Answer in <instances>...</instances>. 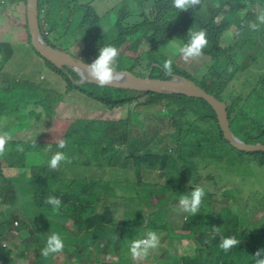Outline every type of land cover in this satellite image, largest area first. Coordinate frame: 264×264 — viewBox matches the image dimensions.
<instances>
[{"label":"trees","instance_id":"1","mask_svg":"<svg viewBox=\"0 0 264 264\" xmlns=\"http://www.w3.org/2000/svg\"><path fill=\"white\" fill-rule=\"evenodd\" d=\"M129 3L139 11L129 9L128 5L119 7L114 14L113 28L102 30L106 15L99 16L92 3L85 0H39L41 31L54 47L62 45V49H66L65 44L82 42L80 54L85 61H94L100 47L114 45L119 49L118 57L124 60V64L116 60V69H129L140 76L150 73L152 77H165L162 64L169 57L159 51L174 40L187 42L190 29L204 30L210 46H206L203 53L213 59L208 73L198 80L174 61L173 72L194 80L226 101L230 125L237 136L248 143H264V78L259 77L254 82L251 78H244L247 64H239L237 60V53H241L246 45L254 49V41H259L255 35L260 32L258 17L264 12V0H201L195 9L187 11L174 8L172 0ZM26 5V0H8L3 9L9 6L16 11L17 6H24L28 43L32 45ZM253 6L257 9L254 10ZM131 15L136 19L127 24ZM253 24L255 28L251 26ZM231 28H235L234 34L223 46L222 36ZM45 29L49 35L45 34ZM142 40L150 45L148 64L146 71L137 72L133 69L139 60L121 49L131 41L132 51H135ZM0 47L5 52L4 66L13 54L11 42L0 41ZM43 59L64 77L67 92L86 93L109 110L127 106L128 116H74L68 119L66 129L56 140H39L33 137V133L27 137L30 132L12 137L3 153L7 166L0 156V181L3 183L0 204L5 207L0 211V243L18 239L21 258L34 256L33 264H60L54 254L46 259L41 256L47 235L56 232L64 241L61 253L65 254L67 264H72L73 258L87 251L97 264H113L112 261H100V254L116 260V264H144L142 262L146 260L149 264H185L172 253L178 251L177 246L172 245V238L187 236L191 255L195 251L192 258L197 260L194 264H241V261L255 264L253 255L264 249V227L256 232H242L239 216L230 217L226 205L219 204L222 199L212 206L211 199L217 192L223 194L225 187L205 190L202 202L206 208L218 207L221 217L216 212L201 210L179 223L169 218L165 221L161 214L166 216L173 212L179 196L190 195L195 186L204 188L205 183L217 184V178L207 169L212 162L224 161L226 152L232 151L238 161L250 159L263 165L264 151L246 152L233 147L224 136L215 110L204 98L182 93L100 87L93 83L77 85L63 70ZM127 59L131 60V67L126 65ZM69 70L75 80L80 79L76 71ZM4 85L11 88L9 83L0 84V87ZM64 99L62 92L52 98L50 91H45L41 103L48 119L46 123L54 125L60 120L55 105ZM135 114L145 115L146 120L137 125ZM61 139L67 142L64 149L58 148ZM57 151H63L68 162H62L54 170L48 162ZM27 156L36 162L29 167L20 166L21 160ZM116 156L123 157V162L132 163L131 178H117ZM8 168L20 173L11 178L6 172ZM69 169L73 172L68 177ZM84 169L87 171L83 172ZM108 172L110 176L104 177ZM49 196L62 200L59 210L54 211L45 203ZM124 202L126 206L118 209L117 205ZM17 207L20 212L16 211ZM211 217L218 219L219 226L215 227L219 228L218 231L209 226ZM174 228L180 229L183 235L178 236ZM145 230L167 237L169 248L162 246L154 257L151 253L145 260H133L129 253L130 241L140 238ZM229 236H235L241 244L225 252L219 245L222 237ZM84 237L89 243L82 245ZM1 251L0 244V264H30L16 259L5 261ZM160 254L166 262L158 258Z\"/></svg>","mask_w":264,"mask_h":264},{"label":"rangeland","instance_id":"2","mask_svg":"<svg viewBox=\"0 0 264 264\" xmlns=\"http://www.w3.org/2000/svg\"><path fill=\"white\" fill-rule=\"evenodd\" d=\"M85 1L92 3V7L99 16L106 15L103 18L104 25L102 30H111L113 28L112 25L115 21L114 14L119 7L128 5L129 9L134 8L133 11H139L138 8H135L136 6L133 7L129 3H136V0ZM7 2L8 0H0V41L11 42L13 54L7 58L3 66L2 62L5 60V52L3 48L0 47V84L9 83L11 86V88H6L5 85L0 87V133L8 132L11 137H19L30 132L27 137H30L33 133V137H37L39 140H56L60 139V135L66 129L68 119L71 117L105 118L110 116L113 118H121L128 116L127 106L115 110H109L104 104L92 99L86 93L78 90L67 92L64 77L57 74L51 67H49L43 57H41L34 50L33 46L28 43L27 31L25 28L26 18L24 6H17L16 11L9 6H5L3 9V5L7 4ZM253 9L256 10L257 7L253 6ZM40 17L42 18L43 15ZM135 19L136 16L131 15L127 24L132 23ZM22 21L23 23H21ZM234 29L235 28H231L223 34L221 42L223 46L230 42L231 37L234 34ZM255 36L259 41H254V49H250V46L246 45L245 48L240 51L241 53H237L238 63H244V65L247 64L244 68L243 77L251 78L252 82L258 81L259 77L264 78V24L261 23L260 32ZM133 40L134 39L131 41ZM131 41L125 44L121 51H124L128 55L131 54L134 58L139 60L133 70L137 72L146 71L150 45L146 40H142L136 47V50L132 51ZM182 44L183 42L174 40L166 47H163L159 52L165 54L169 58L171 57L179 68L186 69L191 72L196 79L200 80L208 73L210 66L213 65V59L205 53H203L200 58L190 60L189 62H184L179 55L172 56L173 50ZM207 46L209 47L210 45ZM60 47L62 48V45H60ZM82 47V42L76 44L69 43L65 44L66 49L64 50H67L75 56H82L80 54ZM117 60L124 64L122 57H118ZM125 63L128 67H131L130 59H127ZM224 64L225 63L221 65ZM172 73L174 72L172 71ZM36 88L39 90H34ZM45 91H50L52 98L56 93L62 92L65 98L62 103L55 105V107L58 108V118L60 120H56L54 125L46 123L48 119L45 114L44 106L40 102H43L42 97L45 94ZM144 117L145 115L139 116L135 114V121H133L137 125H141L138 122L146 120ZM224 156V161L221 163L212 162L207 169L208 173H211L217 178V184L215 183L212 185L210 183H205L204 189L208 191L212 187H225L224 193L217 192L210 202L212 203V206H215L217 200L222 199L219 204L226 205L225 208L228 209L230 217H233L234 214L239 216L240 222L242 223V232L259 231L264 227V164L261 165L255 163L250 161V159L238 161L232 151L226 152ZM2 160L4 165L7 166V160L5 158ZM101 160H104L102 156ZM114 161V166L117 168V173L115 174L117 178L123 177L128 179L133 176L131 162H123V157L121 156H116ZM33 162L36 161L30 156H27V159L21 160L20 166L29 167ZM107 170H109V167ZM25 171L27 175H30L29 170H26L25 168ZM86 171L87 169L83 170V172ZM6 172L11 178L17 177L18 172L20 173V171H17L14 168H8ZM72 172L73 170L69 169V173H67L66 176H71ZM109 176L110 172L104 174V177ZM2 185L3 183L0 181V186ZM155 201L156 199H154V202ZM124 205L126 206L125 202L118 204L117 207L118 209H122ZM4 209L5 207L0 204V211ZM201 210L210 213L216 212L218 216L221 217V211L218 207L206 208L205 206H202ZM16 211L20 212V209L17 207ZM161 215L165 221H167L166 218H169L173 221L182 223L183 219L189 214L184 212L177 202L173 207V212L168 213L166 216L164 214ZM15 224H17V222H15ZM208 224L215 228L219 226V221L216 217H211ZM150 231L151 230H145V233L142 234L140 238H143ZM174 231L178 236L179 234L183 235L182 231L178 228H174ZM166 232L167 231L164 233ZM156 233L161 238V244L157 249L150 251L149 256L152 253L153 257L155 253L159 252L162 246L169 248V242L166 241L167 237L162 236L159 232ZM164 238L165 241H163ZM188 241L189 238L187 236L173 237L172 245H176L178 251H173L172 253L177 254L179 259L184 261L185 264H194L197 260L196 258H192L195 251L191 255V251L188 248ZM88 243L89 241H87V237H84L81 241L82 245ZM0 244L3 248V251H1L3 253V260L12 261L13 259H16L21 263L33 264L34 256H26V258L20 257V241L18 239H15L14 241H3ZM171 249H173V247ZM204 253L205 252H203V254ZM162 255L163 254L158 255V258L165 261ZM190 255L191 257L187 258V256ZM54 258L58 260L60 264L68 263L67 258H65V254L63 253L54 254ZM82 258L84 259V262L82 261ZM98 258L100 261H112L113 264H116V260L113 261L105 254L98 255ZM92 259V254L87 251L84 254H79L73 258L72 264H97V262L92 261ZM173 261L174 259H171V262ZM142 263L149 264L147 260ZM240 263L245 264L244 261H241Z\"/></svg>","mask_w":264,"mask_h":264},{"label":"clouds","instance_id":"3","mask_svg":"<svg viewBox=\"0 0 264 264\" xmlns=\"http://www.w3.org/2000/svg\"><path fill=\"white\" fill-rule=\"evenodd\" d=\"M201 4V0H172V5L179 11H187L195 9ZM260 23L264 24V12L258 17ZM253 28L255 24L251 25ZM49 35V34H48ZM187 42L175 48L172 56L179 55L184 62L195 60L203 55V50L208 45L207 34L204 30H189ZM119 56V49L114 45H104L99 48V55L94 61L90 63H83L82 61L74 67L77 71L82 72V81L95 82L100 87H107L119 83L124 79V74L116 70V60ZM173 59L170 57L166 59L163 64V70L171 74ZM83 65V67H81ZM11 135L8 132L0 133V155L5 152L6 145L11 140ZM67 142L63 139L59 140L58 148L64 149ZM3 158V157H1ZM62 162H68V157L63 151H57L53 154L48 162L51 169H57ZM205 196V189L200 186H195L194 190L189 194L179 196V207L189 215H197L201 211L203 197ZM45 203L50 205L54 211L60 209L62 200L56 196H49ZM215 228L213 231H218ZM161 244V238L155 231L148 232L143 238L132 239L129 244V253L133 260H144L147 258L151 250L157 249ZM241 241L235 236L222 237L220 248L228 252L232 248L240 246ZM64 250V241L59 233L51 232L47 235L46 244L41 249V256L45 259L52 254L61 253ZM255 264H264V249L258 250L255 255Z\"/></svg>","mask_w":264,"mask_h":264},{"label":"water","instance_id":"4","mask_svg":"<svg viewBox=\"0 0 264 264\" xmlns=\"http://www.w3.org/2000/svg\"><path fill=\"white\" fill-rule=\"evenodd\" d=\"M26 2L28 31L31 36L32 46L36 51L53 63L57 68L63 70L75 84H96L90 80L87 82L82 81L81 77L83 73L77 71L74 67L81 61L85 64L90 62L85 61L81 56L71 54L60 46L54 47L46 40L41 31L39 20V0H26ZM81 67H83V65H81ZM70 68L80 75V79L75 80L73 78L69 70ZM116 70L124 74V79L109 87L151 91L155 93H182L191 97L204 98L215 110L224 136L233 147L246 152L264 151V143H248L233 132L230 125L227 102L219 99L215 94L208 92L194 80L177 73H166L165 77H152L150 73L146 76H140L129 69Z\"/></svg>","mask_w":264,"mask_h":264},{"label":"crops","instance_id":"5","mask_svg":"<svg viewBox=\"0 0 264 264\" xmlns=\"http://www.w3.org/2000/svg\"><path fill=\"white\" fill-rule=\"evenodd\" d=\"M65 87H66V84H65ZM6 88H8L7 86H6ZM34 90H39L38 88H36V89H34ZM43 97H44V95H43ZM43 97H42V99H43ZM40 101V100H39ZM41 102V101H40ZM33 113V112H32ZM38 114V113H37ZM0 128H1V123H0ZM3 158H4V155L2 154L1 155Z\"/></svg>","mask_w":264,"mask_h":264},{"label":"built area","instance_id":"6","mask_svg":"<svg viewBox=\"0 0 264 264\" xmlns=\"http://www.w3.org/2000/svg\"><path fill=\"white\" fill-rule=\"evenodd\" d=\"M45 34H47V35H48V34H49V31H48V30H46V33H45ZM91 62H92V61H91Z\"/></svg>","mask_w":264,"mask_h":264}]
</instances>
